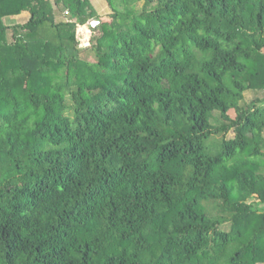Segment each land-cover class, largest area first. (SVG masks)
<instances>
[{
    "label": "trees",
    "instance_id": "16d2710c",
    "mask_svg": "<svg viewBox=\"0 0 264 264\" xmlns=\"http://www.w3.org/2000/svg\"><path fill=\"white\" fill-rule=\"evenodd\" d=\"M121 2L0 0V264H264V0Z\"/></svg>",
    "mask_w": 264,
    "mask_h": 264
},
{
    "label": "rangeland",
    "instance_id": "374dc122",
    "mask_svg": "<svg viewBox=\"0 0 264 264\" xmlns=\"http://www.w3.org/2000/svg\"><path fill=\"white\" fill-rule=\"evenodd\" d=\"M87 2L89 4L88 6L91 7V9L99 16V18L92 17L86 24L82 25L83 27L76 25L75 36L78 42L77 47L79 49H82L79 52L81 59L88 60V61H91V60L94 61L95 60L94 53L92 51L85 50L90 45V42H91L90 38L96 37V35H98V31H95V29L98 28L101 21H109L110 20L109 14L114 10H122L123 5H122L121 0H87ZM143 5L144 4L142 2L138 3V7H143ZM151 6H152L151 4L147 5L146 8H150ZM53 9H54V16L57 21L70 20L71 16L70 14H67L68 8L63 7L62 5H57V6L55 5L53 6ZM17 15H16L17 17H5L3 19L4 23L7 25H13V24L19 25V24L25 23L27 19L29 18L30 13L27 10H23ZM93 19H97L98 21L95 22L94 26H90L89 22ZM11 32L12 30L8 29L7 36H6L8 42L12 41ZM40 44L39 45L38 43L32 44V46L34 47L37 53L44 54L46 52H50L49 54L51 53L55 54L52 48H49L46 46L45 47L40 46ZM11 74L7 75L6 78L7 79L10 78ZM262 95L263 93L261 92L246 91L244 92V99L246 101H249L255 96L263 97ZM229 115L231 116L234 115V112L232 110L229 111ZM230 136H232V132H229L226 135V137H230ZM213 140H220L218 147L214 151V152H218L220 149L221 134L210 136L209 138L205 140V143L208 144L209 146L210 142H212ZM246 201L250 202L254 209L256 208L258 209L261 207V203L258 201V197L256 194H252L248 196ZM259 264H263V263H259Z\"/></svg>",
    "mask_w": 264,
    "mask_h": 264
},
{
    "label": "water",
    "instance_id": "95a60500",
    "mask_svg": "<svg viewBox=\"0 0 264 264\" xmlns=\"http://www.w3.org/2000/svg\"><path fill=\"white\" fill-rule=\"evenodd\" d=\"M98 21L97 19H93L89 22L90 26H94L95 25V22Z\"/></svg>",
    "mask_w": 264,
    "mask_h": 264
},
{
    "label": "crops",
    "instance_id": "0c3cea01",
    "mask_svg": "<svg viewBox=\"0 0 264 264\" xmlns=\"http://www.w3.org/2000/svg\"><path fill=\"white\" fill-rule=\"evenodd\" d=\"M16 15H17V14H16ZM16 15H11V16H8V17H17L18 15H17V16H16Z\"/></svg>",
    "mask_w": 264,
    "mask_h": 264
},
{
    "label": "built area",
    "instance_id": "2783aa9c",
    "mask_svg": "<svg viewBox=\"0 0 264 264\" xmlns=\"http://www.w3.org/2000/svg\"><path fill=\"white\" fill-rule=\"evenodd\" d=\"M263 92H264V88H263Z\"/></svg>",
    "mask_w": 264,
    "mask_h": 264
}]
</instances>
